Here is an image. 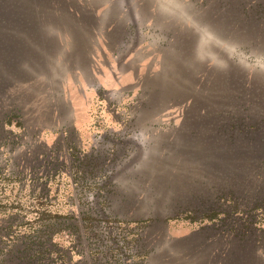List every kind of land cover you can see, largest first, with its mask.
Returning <instances> with one entry per match:
<instances>
[{
    "label": "rangeland",
    "instance_id": "374dc122",
    "mask_svg": "<svg viewBox=\"0 0 264 264\" xmlns=\"http://www.w3.org/2000/svg\"><path fill=\"white\" fill-rule=\"evenodd\" d=\"M17 202L100 219L50 228L72 264H264V0H0Z\"/></svg>",
    "mask_w": 264,
    "mask_h": 264
},
{
    "label": "trees",
    "instance_id": "16d2710c",
    "mask_svg": "<svg viewBox=\"0 0 264 264\" xmlns=\"http://www.w3.org/2000/svg\"><path fill=\"white\" fill-rule=\"evenodd\" d=\"M22 179L23 180L28 179L35 183V179L33 175L26 176L24 173L23 174L18 173V181ZM31 188H34V186H31ZM44 195L47 194H42L41 196ZM13 206L15 207L14 211L2 210L0 207V264H4L6 260L11 259L12 257H17L18 259L25 260L26 262H30L32 264H72L71 256L68 254L65 248L62 249L58 248L55 245V243H54L55 247L52 246V242H51L52 237L48 238L46 236L47 234H52L50 228H52V231L54 229H57L56 231H54V233H58L64 230L65 228H68L70 235L72 234V232L73 234L75 232L77 238L83 240L84 234L87 235L86 232L87 233L89 232L88 231V227H90L89 221L91 219L94 221L100 220L92 216L89 217L90 215L87 216L84 215L81 217L84 219L83 222L84 224H82L80 227L79 225L76 224L75 228L71 229L69 226L64 227V222L62 221L59 224H56V220L59 218L60 213H62V217L64 218L65 217L71 218L72 211L69 208H67L68 210H66L65 212L52 211L49 208H46L45 210H38L37 212L39 213V216L36 218L33 217L35 220L32 222L30 221L28 223L29 228L31 229L30 232L28 231L29 234H27L26 231H24L21 235H19L17 230L19 222H17L16 217L17 216L19 217L21 211H23V206H21L19 202H17ZM88 210H91L92 212L94 210V206H89ZM38 219H40L39 222ZM34 223H36V226H34ZM97 224L92 226H96ZM101 226L104 227L103 232L105 233H109L115 229L114 227L107 228V225L105 224ZM80 244H81V240L80 242H78L77 245ZM53 252H58V253L62 252V256H60V254H58L57 256L54 255V258L50 261V256L51 253Z\"/></svg>",
    "mask_w": 264,
    "mask_h": 264
}]
</instances>
